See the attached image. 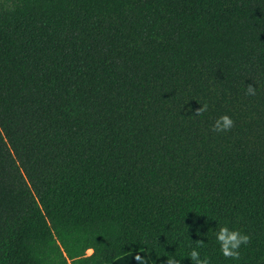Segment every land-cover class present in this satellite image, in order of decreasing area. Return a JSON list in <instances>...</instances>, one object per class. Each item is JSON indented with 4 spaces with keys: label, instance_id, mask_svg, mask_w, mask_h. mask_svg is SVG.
Instances as JSON below:
<instances>
[{
    "label": "trees",
    "instance_id": "obj_1",
    "mask_svg": "<svg viewBox=\"0 0 264 264\" xmlns=\"http://www.w3.org/2000/svg\"><path fill=\"white\" fill-rule=\"evenodd\" d=\"M193 247L264 264V0H0V264Z\"/></svg>",
    "mask_w": 264,
    "mask_h": 264
},
{
    "label": "clouds",
    "instance_id": "obj_2",
    "mask_svg": "<svg viewBox=\"0 0 264 264\" xmlns=\"http://www.w3.org/2000/svg\"><path fill=\"white\" fill-rule=\"evenodd\" d=\"M256 87L251 84L247 85L245 95H255ZM208 105L200 104L195 110V114L207 111ZM234 124L233 118L228 113H222L212 122V129L215 132H226L232 128ZM215 239L218 242L219 250L222 255L230 257H238L240 255L241 245H245L249 241V235L236 227H229L228 224H220L215 230ZM192 264H209L208 257H201L198 249L193 247L188 256ZM134 260H139L138 253L133 255ZM154 264V262H153ZM160 264H181V260L174 255L166 256L165 261Z\"/></svg>",
    "mask_w": 264,
    "mask_h": 264
},
{
    "label": "crops",
    "instance_id": "obj_3",
    "mask_svg": "<svg viewBox=\"0 0 264 264\" xmlns=\"http://www.w3.org/2000/svg\"><path fill=\"white\" fill-rule=\"evenodd\" d=\"M141 252H144V251H139V252H131V253H128V254H125L119 258H117L115 261H113L112 263H109V264H129L130 262L133 263H138V264H148L147 262V259L146 257H144L143 255H139L140 259L139 260H134L133 259V255L135 253H141ZM145 253V252H144ZM146 254V253H145ZM147 255V254H146ZM148 257V256H147ZM149 260V258H148ZM150 262V260H149ZM151 264V262H150Z\"/></svg>",
    "mask_w": 264,
    "mask_h": 264
},
{
    "label": "rangeland",
    "instance_id": "obj_4",
    "mask_svg": "<svg viewBox=\"0 0 264 264\" xmlns=\"http://www.w3.org/2000/svg\"><path fill=\"white\" fill-rule=\"evenodd\" d=\"M91 251H92L91 249L88 250V253H91ZM138 255H141V256L143 255L144 257H146V259L148 261L147 263L150 264V262L148 260V257H147V255L144 252L138 253ZM129 264H132V262H130ZM133 264H138V263H133Z\"/></svg>",
    "mask_w": 264,
    "mask_h": 264
}]
</instances>
